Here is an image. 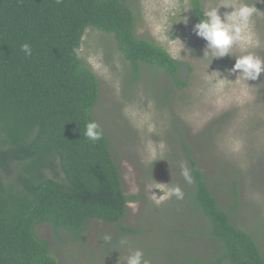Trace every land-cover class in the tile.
Returning a JSON list of instances; mask_svg holds the SVG:
<instances>
[{
  "label": "rangeland",
  "instance_id": "obj_1",
  "mask_svg": "<svg viewBox=\"0 0 264 264\" xmlns=\"http://www.w3.org/2000/svg\"><path fill=\"white\" fill-rule=\"evenodd\" d=\"M124 1L136 14L137 36L183 62L180 77L187 81L186 88L169 96L172 82L160 69L144 68L135 82L113 35L93 29L85 33L81 57L100 82L93 115L121 167L125 194L137 198L129 202L121 226L136 233L125 235L116 226L91 221L78 242L47 224L37 227V235L50 243L59 264H125L137 249L150 264H210L222 246L208 236L206 219L191 204L194 182L183 138L228 211L229 187H238L240 207L232 219L253 236L264 256V73L256 81L237 80L238 72L229 75L235 57L205 55L208 42L195 32L190 0ZM226 2L204 0L205 11ZM243 2L256 4L261 12L250 21L252 42L243 50L234 47L232 54L264 59V3ZM231 11L221 8L220 15ZM9 169L3 171L7 181L18 172L15 164ZM177 188L182 199L174 194Z\"/></svg>",
  "mask_w": 264,
  "mask_h": 264
},
{
  "label": "trees",
  "instance_id": "obj_2",
  "mask_svg": "<svg viewBox=\"0 0 264 264\" xmlns=\"http://www.w3.org/2000/svg\"><path fill=\"white\" fill-rule=\"evenodd\" d=\"M195 25L204 0H190ZM137 17L124 0H0V264H59L51 245L37 235L47 224L78 242L91 221L121 226L128 204L121 167L106 133L91 141L83 134L100 97V82L82 59L89 29L113 35L130 64L133 81L144 68L160 69L172 88L183 89L185 64L136 33ZM29 44L32 55L21 47ZM73 49L79 50V58ZM97 122V121H96ZM100 127V126H99ZM194 189L193 208L208 224L222 251L210 264H264L256 240L232 214L240 207L237 186L226 210L214 195L191 146L181 138ZM15 164L7 181L3 171Z\"/></svg>",
  "mask_w": 264,
  "mask_h": 264
},
{
  "label": "clouds",
  "instance_id": "obj_3",
  "mask_svg": "<svg viewBox=\"0 0 264 264\" xmlns=\"http://www.w3.org/2000/svg\"><path fill=\"white\" fill-rule=\"evenodd\" d=\"M260 3H264V0H260ZM221 8L232 9V11L225 12L222 17L220 15ZM259 12L261 11L257 9L256 4H248L243 2V0H227V2L220 7L205 11L203 13L204 18L195 25L196 34L208 42L205 55L211 52L214 57L218 58L230 55L236 58V63L230 70L229 75L238 72L239 75L237 80L242 77L247 81H256L261 74L264 73V59L252 54L241 56H234L232 54V49L234 47H240L243 50L246 45L252 42L251 33L249 31L250 21L251 18ZM21 50L27 56L32 55V49L27 43L22 45ZM73 51L79 58V50L73 49ZM222 80L224 79H221V81ZM245 95H247V93H245ZM83 135L91 141H98L102 139L103 132L96 121H90L87 123ZM161 147H163V145H161ZM185 175L187 176V173H185ZM157 184L164 183L157 182ZM149 194L155 198L157 204L161 202L157 194L153 193L151 190ZM174 194L178 198H183V193L179 188L174 190ZM105 239H110V237L106 236ZM122 243H126V241H122ZM125 264H150V261L144 258L143 251L137 249L125 258Z\"/></svg>",
  "mask_w": 264,
  "mask_h": 264
}]
</instances>
